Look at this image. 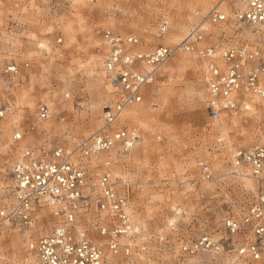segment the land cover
<instances>
[{"label":"rangeland","instance_id":"obj_1","mask_svg":"<svg viewBox=\"0 0 264 264\" xmlns=\"http://www.w3.org/2000/svg\"><path fill=\"white\" fill-rule=\"evenodd\" d=\"M236 5L234 0H0V68L17 66V73H0V97L13 104L0 125V204L12 201L9 170L23 148L72 151L102 128L104 108L116 100L113 75L104 68L103 32L112 28L139 36L150 48L169 46L173 54L144 101L148 116H125L123 124L140 134L133 149L102 158L115 160L120 186L128 182L130 212L142 226L137 242L147 248L129 257L108 255L104 264H230L231 252L187 254L182 245L209 235L230 247L225 219L243 216L258 192L249 170L233 167L232 154L264 144L259 105L264 98L246 95L251 107L241 101L237 110L211 119L204 82L208 61L163 41L182 18L186 27L178 31L180 39L201 25L205 43L218 49L264 43L262 25L209 20L214 10L231 17ZM166 17L169 28L161 34ZM178 56L186 60L181 65L172 62ZM43 105L51 114L42 124L37 112ZM16 130L23 134L19 142L13 140ZM205 164L210 178L203 173ZM36 213L28 229L0 224V264H25L28 242L52 230V211L41 206Z\"/></svg>","mask_w":264,"mask_h":264},{"label":"built area","instance_id":"obj_2","mask_svg":"<svg viewBox=\"0 0 264 264\" xmlns=\"http://www.w3.org/2000/svg\"><path fill=\"white\" fill-rule=\"evenodd\" d=\"M234 1L237 5L231 17L214 10L209 20L215 24L233 20L264 26V0ZM168 28L169 22L164 18L160 33H166ZM103 37L108 48L104 68L113 75L116 100L105 106L102 128L72 151L60 146L50 152L25 147L11 163L12 201L0 204L1 222L17 223L28 229L33 226L37 207L50 206L53 214L52 230L28 242L25 264H104L108 255L129 257L136 249L147 248L146 243L137 242L142 235L141 226L138 228L129 211L128 182L122 181L123 187L120 186L113 172L115 160L108 156L111 153L126 156L137 143L139 130L125 126L121 122L122 113L145 101L173 49L164 44L144 49L139 36L123 35L112 28L104 30ZM205 40L206 29L198 25L178 48L208 60L204 82L211 119L237 110L246 95L264 98V43H231L218 49ZM218 59L224 67L216 62ZM0 73H17V66L7 65L0 68ZM12 112V102L0 97V125ZM50 114L48 106H41L37 123L48 119ZM22 137L16 130L14 142ZM104 155H108L106 160L102 159ZM232 165L249 170L258 183V192L243 216L225 219L230 247L203 235L184 243L182 250L187 254L227 251L231 252L230 264H264V144L236 149ZM202 169L205 177L210 178V166L205 164Z\"/></svg>","mask_w":264,"mask_h":264},{"label":"bare ground","instance_id":"obj_3","mask_svg":"<svg viewBox=\"0 0 264 264\" xmlns=\"http://www.w3.org/2000/svg\"><path fill=\"white\" fill-rule=\"evenodd\" d=\"M167 18V17H166ZM167 20H168V18H167ZM168 22H169V20H168ZM205 24H207V22H205ZM204 26V25H203ZM206 26V25H205ZM185 27H186V24H185V21H184V19H182V18H180V20H179V23H178V26H177V29L176 30H174V32H170L168 35H166V39H164L165 41H163L165 44H172V42L175 44V45H179L186 37H187V35L189 34H187L186 36H185V38L183 37H181L182 39H180L179 38V35H178V31L180 32V30H185ZM264 27V26H263ZM202 44V43H201ZM143 48L144 49H150V47H147L146 45H143ZM183 51V50H182ZM174 61V63L175 64H183L186 60L183 58V57H176V58H174L173 60H172V62ZM208 61V60H207ZM216 61V60H215ZM216 62H218L219 63V65L221 66V67H224L223 66V63H222V61H221V59H218ZM187 63V62H186ZM207 63V62H206ZM208 64V63H207ZM169 65V64H168ZM186 65V64H185ZM206 70V69H205ZM204 70V71H205ZM167 71V70H166ZM253 99V98H252ZM241 101H244V104L247 106V107H251L252 105L244 98V99H242ZM146 102V101H145ZM145 102H142V103H140L139 105H137V107H135V108H131V107H129L128 109H126L123 113H122V116H121V122H124L125 120V116H132V117H134V118H142V117H144V116H148V111H147V104L145 103ZM258 102V101H257ZM256 102V103H257ZM261 104H264V103H260L259 105L260 106H264V105H261ZM254 105V104H253ZM254 107V106H253ZM256 107V106H255ZM128 110V111H127ZM123 116H124V118H123ZM123 120V121H122ZM12 121V120H11ZM17 122V119L15 118L14 119V122L13 123H16ZM44 122V121H43ZM42 123V122H41ZM43 124V123H42ZM228 124V122H226V124L224 123V127H225V125H227ZM20 134H22L20 131H18ZM15 133V132H14ZM13 136H14V134H13ZM14 140V139H13ZM22 140V139H21ZM106 160V159H105ZM245 175H246V177L248 176V177H250L249 176V173H245ZM46 207V210H48V211H52V208L50 207V206H45ZM48 208V209H47ZM45 209V208H44ZM129 211H130V209H129ZM132 218H133V216H132ZM133 220L135 221V219L133 218ZM1 221H3L1 218H0V222ZM2 223H4V222H1L0 224H2ZM135 223H137V224H139L138 222H136L135 221ZM139 226V227H138ZM137 227L138 228H140V226H141V224H139ZM141 232H142V226H141Z\"/></svg>","mask_w":264,"mask_h":264}]
</instances>
